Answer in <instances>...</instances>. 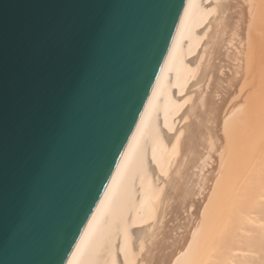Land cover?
Wrapping results in <instances>:
<instances>
[{"label":"bare ground","instance_id":"obj_1","mask_svg":"<svg viewBox=\"0 0 264 264\" xmlns=\"http://www.w3.org/2000/svg\"><path fill=\"white\" fill-rule=\"evenodd\" d=\"M66 264H264V0H186Z\"/></svg>","mask_w":264,"mask_h":264},{"label":"water","instance_id":"obj_2","mask_svg":"<svg viewBox=\"0 0 264 264\" xmlns=\"http://www.w3.org/2000/svg\"><path fill=\"white\" fill-rule=\"evenodd\" d=\"M186 0H0V264H66Z\"/></svg>","mask_w":264,"mask_h":264}]
</instances>
